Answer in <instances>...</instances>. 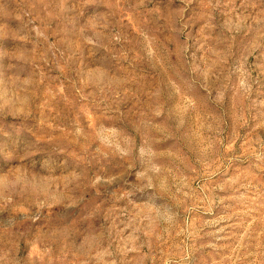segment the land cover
<instances>
[{"label":"rangeland","instance_id":"374dc122","mask_svg":"<svg viewBox=\"0 0 264 264\" xmlns=\"http://www.w3.org/2000/svg\"><path fill=\"white\" fill-rule=\"evenodd\" d=\"M0 264H264V0H0Z\"/></svg>","mask_w":264,"mask_h":264}]
</instances>
